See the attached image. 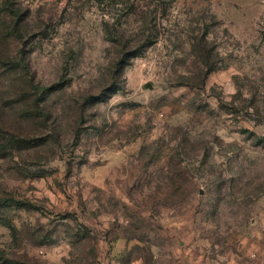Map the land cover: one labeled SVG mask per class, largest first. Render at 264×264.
I'll use <instances>...</instances> for the list:
<instances>
[{
  "label": "rangeland",
  "instance_id": "obj_1",
  "mask_svg": "<svg viewBox=\"0 0 264 264\" xmlns=\"http://www.w3.org/2000/svg\"><path fill=\"white\" fill-rule=\"evenodd\" d=\"M262 137L264 0H0L2 261L264 264Z\"/></svg>",
  "mask_w": 264,
  "mask_h": 264
},
{
  "label": "trees",
  "instance_id": "obj_2",
  "mask_svg": "<svg viewBox=\"0 0 264 264\" xmlns=\"http://www.w3.org/2000/svg\"><path fill=\"white\" fill-rule=\"evenodd\" d=\"M200 40L203 42V41H205V38H201V39H199V43H200ZM56 86H57V84L52 85V86H41L40 84H33V87H34L35 91H36L38 94H40V96H41V95H45L46 93H49V92L53 91V90L55 89ZM35 106H36V105H35ZM35 113H38V114H40V115L45 116L44 112H43L42 109L40 108V105H37V106L35 107ZM262 140L264 141V137H262ZM18 204L21 205V206H24V207L29 206V203L24 202V201H23V202H18ZM1 222H2L4 225L8 226L9 229L11 230V232L16 233L17 229H16V227H15L14 225H12V224H10V223H6L4 219H1ZM0 256H1V255H0ZM0 264H14V262H12V261H2V260H1V257H0Z\"/></svg>",
  "mask_w": 264,
  "mask_h": 264
},
{
  "label": "water",
  "instance_id": "obj_3",
  "mask_svg": "<svg viewBox=\"0 0 264 264\" xmlns=\"http://www.w3.org/2000/svg\"><path fill=\"white\" fill-rule=\"evenodd\" d=\"M148 87H151V85H150V84H148Z\"/></svg>",
  "mask_w": 264,
  "mask_h": 264
}]
</instances>
